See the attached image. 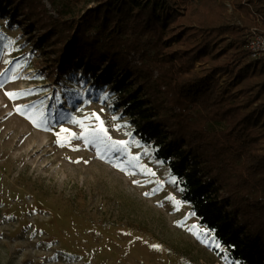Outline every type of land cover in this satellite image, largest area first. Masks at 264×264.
Listing matches in <instances>:
<instances>
[{
    "label": "trees",
    "instance_id": "1",
    "mask_svg": "<svg viewBox=\"0 0 264 264\" xmlns=\"http://www.w3.org/2000/svg\"><path fill=\"white\" fill-rule=\"evenodd\" d=\"M47 1L54 14L0 0V17L36 39L39 77L107 91L228 257L264 264V62L246 48L264 0Z\"/></svg>",
    "mask_w": 264,
    "mask_h": 264
},
{
    "label": "rangeland",
    "instance_id": "2",
    "mask_svg": "<svg viewBox=\"0 0 264 264\" xmlns=\"http://www.w3.org/2000/svg\"><path fill=\"white\" fill-rule=\"evenodd\" d=\"M257 17L250 32L264 33ZM33 40L0 17V264H239L107 91L95 93L79 75L61 86L39 77ZM9 92L33 94L12 100Z\"/></svg>",
    "mask_w": 264,
    "mask_h": 264
},
{
    "label": "built area",
    "instance_id": "3",
    "mask_svg": "<svg viewBox=\"0 0 264 264\" xmlns=\"http://www.w3.org/2000/svg\"><path fill=\"white\" fill-rule=\"evenodd\" d=\"M232 5V1L227 3L228 10L231 13L234 12V6ZM260 18L262 19L261 16ZM257 21H259V19H257ZM246 48L249 50L253 59L264 62V33L258 29H253L248 35Z\"/></svg>",
    "mask_w": 264,
    "mask_h": 264
},
{
    "label": "snow or ice",
    "instance_id": "4",
    "mask_svg": "<svg viewBox=\"0 0 264 264\" xmlns=\"http://www.w3.org/2000/svg\"><path fill=\"white\" fill-rule=\"evenodd\" d=\"M11 43L12 42L10 41L9 44H11ZM13 78H15V77H13ZM6 82H7V78L5 80H0V87H2L3 84L6 83ZM32 94L33 93H31V92H20V93H12V92H9V93H6V95L10 99H12V100L19 99V98H23V97H26V96H29V95H32ZM16 111L18 113L22 114V115H27L31 111V109H21V108H17ZM28 118L30 120H32V123L34 125H36L37 127H41V124H38L37 121L35 119H33V117L31 115H28ZM96 119L99 120V117L97 116ZM74 122L77 123V124H81V125L83 124L82 121H74ZM62 131H66V129H62ZM99 134H104L105 136L107 134L106 133V129H104L102 122H101V127H100V130H99ZM99 134H97V135H99ZM84 139L87 141V137H84ZM61 146H63V145H61ZM145 195H148V194L145 193ZM204 235L207 237L208 234L205 233ZM217 247H219V245H217Z\"/></svg>",
    "mask_w": 264,
    "mask_h": 264
}]
</instances>
